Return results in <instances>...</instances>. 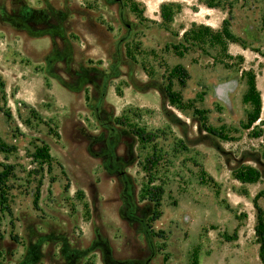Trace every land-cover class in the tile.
<instances>
[{
	"label": "rangeland",
	"instance_id": "rangeland-1",
	"mask_svg": "<svg viewBox=\"0 0 264 264\" xmlns=\"http://www.w3.org/2000/svg\"><path fill=\"white\" fill-rule=\"evenodd\" d=\"M215 1L0 0V264H261L264 0Z\"/></svg>",
	"mask_w": 264,
	"mask_h": 264
},
{
	"label": "trees",
	"instance_id": "trees-1",
	"mask_svg": "<svg viewBox=\"0 0 264 264\" xmlns=\"http://www.w3.org/2000/svg\"><path fill=\"white\" fill-rule=\"evenodd\" d=\"M203 1H204L205 6H207L208 8L218 7V2H216L215 0H203ZM160 16L164 23L170 22V15L169 13L165 12L164 7H161ZM204 31L205 33L209 32V30L205 28H204ZM219 36L225 37L228 40L232 39L227 29L225 28H223L220 34L213 35L215 39H218ZM183 38L184 39L187 38V33L183 34ZM172 73L173 75H175V77L178 78L180 83L183 85L182 78L186 77L187 74L180 68H175ZM1 87H2V82H0V88ZM164 93H165V96L169 104L173 106L178 105V100H177L176 95L173 92H171V90L168 87L164 89ZM244 99L252 105L253 112L249 116L248 122H247L248 125H251L258 120V116L260 113V107H261L260 98L256 92L255 85H254V78L252 75H249V79L247 81V92L245 94ZM202 127L206 132L212 135H216V132L213 129L206 127L203 124H202ZM136 135L141 141L146 140V138L142 134V131H139ZM146 141H150L149 138H147ZM8 152H10V148L6 147L4 144H0V153H8ZM34 155L36 158H40L41 160L46 161L47 163L50 162V156L48 155V150L45 146L38 148ZM7 176H8V172H5V171L0 172V199H4V190H5L4 181L7 178ZM233 177L235 180L244 184V183L256 182L259 176L255 170L251 168H244V169L234 172ZM157 192L160 193V190L156 189L154 193L150 194V201L153 203V220L156 219V216H157L156 208L159 206V195L156 194ZM254 209L256 211L254 234L256 238V243L258 245V257H259L261 264H264V214L262 210L256 205V203H254ZM191 264H197V259L195 256L193 257V261Z\"/></svg>",
	"mask_w": 264,
	"mask_h": 264
}]
</instances>
